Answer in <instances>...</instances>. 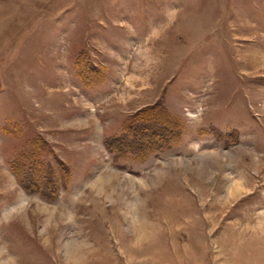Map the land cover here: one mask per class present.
Instances as JSON below:
<instances>
[{
	"label": "rangeland",
	"instance_id": "1",
	"mask_svg": "<svg viewBox=\"0 0 264 264\" xmlns=\"http://www.w3.org/2000/svg\"><path fill=\"white\" fill-rule=\"evenodd\" d=\"M0 264H264V0H0Z\"/></svg>",
	"mask_w": 264,
	"mask_h": 264
},
{
	"label": "crops",
	"instance_id": "2",
	"mask_svg": "<svg viewBox=\"0 0 264 264\" xmlns=\"http://www.w3.org/2000/svg\"><path fill=\"white\" fill-rule=\"evenodd\" d=\"M73 179H76V178H73ZM79 179V178H78ZM84 178L82 179H79V183L81 184H84V186H82L80 188V195H83V197L85 196H89L90 194L92 195V193H101V192H106L107 190H113L114 189V192L115 191H119V190H122V184H129V183H132L134 184L132 189L135 191V193H139L140 192V189H139V186L137 185L138 184V179H136V177H132V176H116V177H113V178H106V177H88V178H85V182L81 180H83ZM89 180V181H88ZM112 180H114V183H112ZM101 181H104V183L108 184V186L106 187H103V186H99L102 182ZM108 181V182H107ZM116 184H119L121 187H116ZM112 185V186H111ZM82 198V197H80ZM20 200H19V208H20ZM22 204V203H21ZM108 212H104V213H99L98 216L100 217H103V215H106ZM91 214V213H90ZM96 215V214H95ZM105 221H108V220H105ZM104 220L103 219H100L99 221V226L97 227V229L99 231H102L103 233H106V235H108L109 237V233H111L112 231H114L115 229L112 228L111 224H109V221L108 223H103ZM102 224H105L106 227ZM89 226H91L89 224ZM92 229V228H90Z\"/></svg>",
	"mask_w": 264,
	"mask_h": 264
},
{
	"label": "trees",
	"instance_id": "3",
	"mask_svg": "<svg viewBox=\"0 0 264 264\" xmlns=\"http://www.w3.org/2000/svg\"><path fill=\"white\" fill-rule=\"evenodd\" d=\"M156 107V106H155ZM154 107L151 108V106L149 107H145L144 109L140 110V111H137L136 113V116L135 118H133L134 116L131 117V120L130 119H126V121L124 122L125 125H122L121 126V129L119 131V133L117 134H114L112 136H105L104 139H103V144L105 147L109 148L110 147V143L112 141V139H115L117 142V147H122V146H125L123 145L124 143L127 144L128 146H132V145H135L138 141L133 139L132 136H134L136 134V132H138L139 130H137L139 127H140V124L143 122V119L142 120H139L140 119V115L139 114H143L144 112L146 113V115H148L147 111L153 109ZM161 115H163L165 118L168 116V113L161 108ZM133 114V113H132ZM143 116V115H142ZM143 117H149V116H143ZM153 117V116H152ZM159 118V117H157ZM156 118V119H157ZM155 120V119H154ZM149 122V120L147 121ZM148 125V124H147ZM130 127V128H129ZM35 139V138H34ZM35 141V140H34ZM34 141L32 140V145L34 144ZM110 141V142H109ZM113 142V141H112ZM146 146L144 147H136V152L139 151V149H143L145 148ZM149 148V147H147ZM135 152V153H136ZM18 180V183H21L23 187H26V185L22 182V180L20 178L17 179ZM54 194H51V195H46L45 197L47 198H50V197H53Z\"/></svg>",
	"mask_w": 264,
	"mask_h": 264
},
{
	"label": "bare ground",
	"instance_id": "4",
	"mask_svg": "<svg viewBox=\"0 0 264 264\" xmlns=\"http://www.w3.org/2000/svg\"><path fill=\"white\" fill-rule=\"evenodd\" d=\"M236 182H237V181H236ZM238 183H239V181H238ZM238 185L240 186L241 183H239ZM232 186H233V185H232ZM237 187H238V186H236V189H233V192L237 191V189H238Z\"/></svg>",
	"mask_w": 264,
	"mask_h": 264
}]
</instances>
